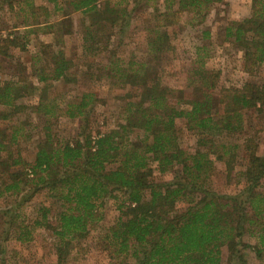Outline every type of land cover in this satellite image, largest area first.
<instances>
[{
	"label": "trees",
	"instance_id": "16d2710c",
	"mask_svg": "<svg viewBox=\"0 0 264 264\" xmlns=\"http://www.w3.org/2000/svg\"><path fill=\"white\" fill-rule=\"evenodd\" d=\"M141 1L0 0V121L5 122L0 126V199L14 196L20 207L45 190L58 208L53 214L50 206L40 205V217L32 224L20 221V211H8L0 264L6 262L10 238L30 244L37 228L50 229L54 236L53 264H68L75 244L89 236L102 219L106 199L117 192L124 195L120 216L103 238L110 259L119 264H222L224 251L227 264H250V252L264 264V152L256 135H243L241 142L229 138L247 132L250 111L264 123V80L219 88V73L205 66L208 54L202 46L190 97L163 84V59L175 51L171 32L180 28L181 15L203 21L211 6L223 0H162L145 29L146 55L116 57L103 66L106 78L128 87L120 97L123 118L114 128L93 133L88 113L98 97L92 91L64 105L48 96L53 82L71 83L82 72L62 47L64 36L73 32L71 13L87 15L83 46L95 54L117 28L124 29L129 7ZM151 1L143 2L151 6ZM5 11L16 18L10 24L3 19ZM55 12L61 17L51 21ZM223 29L225 41L242 52L241 70L253 77L264 66V0H252L250 16L231 20ZM41 34L52 39H41ZM33 35L38 38L31 56L15 58L14 50L25 51ZM33 90L40 95L30 106L25 98ZM34 113L47 126L28 159L15 147L30 139L21 118ZM59 116L78 121L70 140L55 142L50 133L52 119ZM179 120L199 136L195 149L182 145ZM217 163H223L225 179L239 186L235 193L216 189ZM154 164L172 178L153 179ZM30 187L31 194L23 193Z\"/></svg>",
	"mask_w": 264,
	"mask_h": 264
},
{
	"label": "rangeland",
	"instance_id": "374dc122",
	"mask_svg": "<svg viewBox=\"0 0 264 264\" xmlns=\"http://www.w3.org/2000/svg\"><path fill=\"white\" fill-rule=\"evenodd\" d=\"M132 1V0H131ZM144 1V0H143ZM141 1L134 9H131L128 24L124 29L117 28L109 43H100L97 52L87 53L84 49L83 24L88 21L86 14L81 12H72L73 32L64 36L63 50L66 55L71 58L77 65H80L82 72L71 83L53 82L48 88V96L50 99H56L64 105L66 100H71L81 94L82 91L94 92L98 100L89 108L90 121L92 122L93 133L104 132L114 128L123 118V105L125 101L120 98L125 94L128 87L115 85L114 79L106 78L103 66L110 59L116 57L131 58V56L144 57L147 51L146 28L151 19L153 8L161 5V1L152 0L145 5ZM41 3V1H38ZM53 11V4H48ZM252 0H223L211 6L203 21L200 18L195 19L190 13H183L179 22L180 28L171 32L172 43L175 51L167 53L163 59L165 65V73L163 76V84L171 88L183 90L187 97L191 95L190 79L193 70L199 66L200 57L204 53L198 49L206 46L205 66L219 73L218 87L241 86L247 80H264V66L252 77L241 70L242 52L239 51L235 44L225 41L224 26L231 20H242L251 14ZM133 9V10H132ZM4 21L12 23L16 19L14 14L5 11ZM61 12H55L51 21L58 20ZM178 26V27H179ZM204 31H209L205 34ZM41 39L51 40L52 35L41 34ZM32 36L25 51L14 50L15 58H25L31 56L37 45L36 39ZM32 83L36 87H42V83H38L33 76L30 77ZM39 90H33L29 96L25 98L28 105H35L39 100ZM22 120L28 123L30 131V139L22 142L15 147L16 151L21 152L28 159L33 158L35 146L44 138V129L47 126L44 117L37 114L23 115ZM27 119V120H26ZM246 130L242 135L236 134L229 137L231 140L241 142L245 137L243 135H256L260 141V150L264 152V123L255 114L250 111L245 117ZM5 122L0 121V126H4ZM179 127L183 129L182 145L190 150L197 147L199 136L189 131L185 122L179 120ZM78 127V121L72 120L64 116L52 119L51 135L55 142L70 140L75 136ZM229 141V140H228ZM242 154V153H241ZM241 154L237 158L238 163H242ZM154 168L153 179L157 181L170 180L171 173L160 174ZM223 163H217V171L214 179V185L217 190L226 193H235L239 186L229 179L226 180L223 175ZM261 190L264 191V180L261 184ZM33 189L24 190L23 193H32ZM117 197L106 199L105 205L102 207V219L91 227L89 236L76 243L69 256L68 264H119L115 260H111L108 251L105 249L103 235L105 230L113 225L120 216L119 205L124 199L122 193L117 192ZM19 198L11 196L0 199V237L4 228H7V221L11 220V214L8 211H20L22 216L20 221L32 224L39 218L40 205L44 204L53 209V214L57 213V206L52 205L51 200L45 190L40 191L34 197L22 206H17ZM19 207V209H18ZM28 218H26V217ZM12 233L15 229L11 230ZM14 231V232H13ZM4 236V235H3ZM35 240L30 244L20 243L10 238L6 243L5 264H53L56 261L54 236L50 229L37 228L34 232ZM246 240L248 238L246 237ZM250 264H263L257 261L254 254H249ZM222 264H227V257L224 251V259Z\"/></svg>",
	"mask_w": 264,
	"mask_h": 264
}]
</instances>
